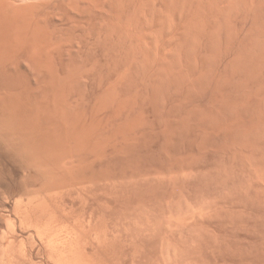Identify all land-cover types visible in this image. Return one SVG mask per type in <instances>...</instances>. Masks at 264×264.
I'll return each instance as SVG.
<instances>
[{
	"label": "bare ground",
	"instance_id": "bare-ground-1",
	"mask_svg": "<svg viewBox=\"0 0 264 264\" xmlns=\"http://www.w3.org/2000/svg\"><path fill=\"white\" fill-rule=\"evenodd\" d=\"M0 264H264V0H0Z\"/></svg>",
	"mask_w": 264,
	"mask_h": 264
}]
</instances>
